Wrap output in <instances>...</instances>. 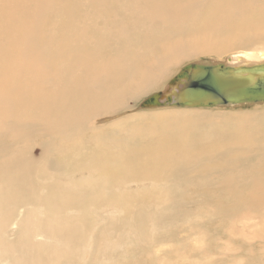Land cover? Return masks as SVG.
<instances>
[{
    "label": "bare ground",
    "instance_id": "obj_1",
    "mask_svg": "<svg viewBox=\"0 0 264 264\" xmlns=\"http://www.w3.org/2000/svg\"><path fill=\"white\" fill-rule=\"evenodd\" d=\"M255 45L264 48V0H0V264H139L138 255L162 244L159 224L188 223L194 232L206 214L248 224L258 239L264 117L259 129L231 126L229 133L167 112L173 123L140 128L138 135L149 137L129 151L117 147L137 126L123 119L111 132L93 126L182 61ZM243 50L222 66L245 68L250 83L264 82V57ZM186 83L167 84L158 105L139 109L182 108L166 100L180 97L176 89ZM256 104L264 102L212 107ZM212 107L185 108L194 114ZM214 189L233 195L218 197ZM256 217L260 224L249 221ZM120 230L134 235L130 262L118 251H125L124 237L109 236ZM262 244L243 255L232 247L215 263L206 252L211 244L202 242L196 264H264ZM185 245L169 247L164 262Z\"/></svg>",
    "mask_w": 264,
    "mask_h": 264
},
{
    "label": "rangeland",
    "instance_id": "obj_2",
    "mask_svg": "<svg viewBox=\"0 0 264 264\" xmlns=\"http://www.w3.org/2000/svg\"><path fill=\"white\" fill-rule=\"evenodd\" d=\"M238 44L245 43V41H237ZM243 46H235L233 48L224 50L220 55L216 54H204L195 57L194 59L184 60L182 63H180L177 67L173 68L172 71L169 73L167 77L161 80V82L158 84V86L154 87L151 91H149L146 95L137 98V99H129L126 103V105L117 111V113L110 114L106 118L99 119L96 121L97 123H93V126L95 129H99L101 127H106L105 130L107 132L115 131V124L117 121L123 119L126 124H129L130 126H137L138 128L133 129L132 131L135 132V135L133 138L123 142L119 147V149H122L124 151H129V147L131 145L137 146L140 144H143L146 142L145 140L148 139V135L146 133H141V135H138V132L140 128L147 126L149 123H152L156 126H162V127H169L171 123H173L172 120L167 118L166 113L167 112H174V111H181L184 112L186 117L189 120L200 122L204 124L205 126H210L212 130L220 131V132H231L230 127L235 126L238 128H244L245 126H254L255 128L259 129L261 128V120L264 117V104H256V105H242V106H230V107H212V108H197L196 111H194V114H190L189 109L190 108H170V107H161L156 109H148V110H140V106L142 103L147 100L152 94L161 92L165 86L177 75L180 73V71L187 65L191 63H227L229 60H231V57L235 53L245 51H252L254 55H256L257 60L262 59L264 56H261L264 53V48L260 45L252 46V48H242ZM248 49V50H246ZM262 49V50H261ZM231 50V51H230ZM215 55V56H214ZM218 56V57H216ZM145 116V119L135 120V116ZM148 116V117H147ZM119 119V120H118ZM103 129V128H101ZM234 134L240 132L239 130L232 129ZM207 130L205 129H197L194 133L195 135H202L206 134ZM220 139L222 137H219ZM130 141V145L127 146V142ZM260 146L262 147L264 141L263 139H260L258 141ZM242 147V145L239 143L237 149L239 150ZM240 152L235 151L233 154L238 155ZM261 155H264V152L261 153ZM263 177V176H262ZM197 189H202V187H197ZM205 194L208 193L205 191ZM212 195H216L218 197H227L232 196L233 191H226L224 196L221 192L214 189L211 191ZM157 205L152 206L155 208ZM109 211V210H107ZM102 216H110L107 212H102ZM163 216H166L165 214H162ZM20 218V217H19ZM17 218V219H19ZM17 221V220H16ZM250 222H257L256 224H260L261 221L259 218L250 219ZM118 222V221H117ZM156 226V223H155ZM249 228V225L246 226ZM246 227H243L239 221H230L227 220L225 222L221 221V218L217 215H210L206 214L205 216L201 217L199 219L198 226H195L193 229L194 232H191L190 226L188 223H169V222H163L156 227V235L155 237L158 239H161L162 244H159L156 248H151V255L148 256L146 253L138 255V260H140L139 264H166L164 262V259H167L169 250V247H173L174 245H185L183 246L184 249H182L181 254L177 258L172 256L169 258L170 264H196L199 261L203 260L201 259V255L199 253L200 244L202 242L206 244H211L209 251L211 259L213 262H221L224 260L225 254L229 253L230 249L232 247L239 248L238 254L243 255L245 252L248 251V249H258L260 248L264 242V233H260L258 235V239L253 237V234L256 232H260L258 230H249ZM16 225H11V230L15 231ZM258 229V228H257ZM182 230V231H181ZM234 230L236 234H241L238 236L233 237V240L235 242L228 243L230 238V232ZM256 231V232H255ZM201 232H205L208 236L207 239H204V236ZM189 233V234H188ZM245 235V236H244ZM111 240H116L121 237H124V241L121 247L125 248V251L122 249H117L120 252V258H122L123 262L124 260L127 262H130L133 260L131 257L134 256L135 251L132 247L131 242L134 240V235L130 232H124V231H117V232H111L110 233ZM121 236V237H120ZM214 239V242H212L210 239ZM212 239V240H213ZM184 241V242H183ZM228 245V246H227ZM199 246V247H198ZM117 247H120L118 245ZM147 248V245L144 246ZM197 249V250H196ZM157 250V251H156ZM233 251V250H232ZM240 251V252H239ZM254 253H262L261 251H254ZM157 256L156 258L158 260H154L151 262L149 260L150 257ZM195 259V260H194Z\"/></svg>",
    "mask_w": 264,
    "mask_h": 264
},
{
    "label": "water",
    "instance_id": "obj_3",
    "mask_svg": "<svg viewBox=\"0 0 264 264\" xmlns=\"http://www.w3.org/2000/svg\"><path fill=\"white\" fill-rule=\"evenodd\" d=\"M191 71L193 73L189 75ZM248 76L245 68L228 66L224 68L222 63L210 66L191 63L168 83V88H175L180 81L187 82L184 86L176 89L181 91L180 97H172L171 94H168L176 99L167 98L166 103L185 108L264 102V82L250 83ZM162 96L165 94L151 95L142 103L141 107H155L159 104Z\"/></svg>",
    "mask_w": 264,
    "mask_h": 264
}]
</instances>
